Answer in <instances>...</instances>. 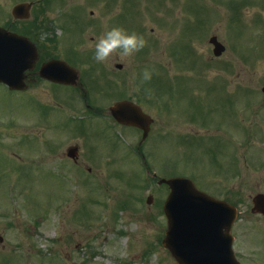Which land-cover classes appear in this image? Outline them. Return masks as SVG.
<instances>
[{
    "label": "rangeland",
    "instance_id": "obj_1",
    "mask_svg": "<svg viewBox=\"0 0 264 264\" xmlns=\"http://www.w3.org/2000/svg\"><path fill=\"white\" fill-rule=\"evenodd\" d=\"M71 1L56 2L63 8L50 16L72 10V5L65 6ZM93 1L92 8L117 18L107 30L119 26L144 38L145 46L132 56L122 59L116 53L124 67L111 74L122 82L120 98L136 90L148 94L151 83L156 104L145 99V106L155 125L137 151L141 132L134 128L107 123L91 128L89 122L76 121L79 117L71 120L69 109L44 105L64 101V106H79L73 114L81 115V103L68 97L70 88L59 86L57 93L47 95L41 91L52 90L49 84L39 83L28 96L0 84V264H178L162 243L168 188L157 180L179 170L202 189L214 190L213 195L240 203L243 219L235 225L236 244L241 253H252L246 248L251 225L264 245L263 218L251 210L253 196L264 189V3ZM52 19L47 36L61 37L59 21ZM66 26L71 34L65 30L64 38L80 37L78 22ZM213 34L227 46L221 58L213 56ZM145 71L150 79H144ZM109 88L110 105L117 95ZM198 110L206 125L183 121ZM170 119L172 130L166 126ZM217 124L224 128L211 135ZM195 126L200 139L183 142ZM76 130L92 144L94 157H87L88 146ZM53 140H61L56 148L63 158L64 148L80 141L86 168L62 160L60 164L72 169L61 173L57 159L48 153ZM227 162H234L236 194H228V188L216 192V183L223 179L216 171L225 169ZM168 165L177 171L167 172ZM149 171L158 178L153 180ZM148 195L154 197L151 203ZM252 255L264 264L261 254Z\"/></svg>",
    "mask_w": 264,
    "mask_h": 264
},
{
    "label": "flooded vegetation",
    "instance_id": "obj_2",
    "mask_svg": "<svg viewBox=\"0 0 264 264\" xmlns=\"http://www.w3.org/2000/svg\"><path fill=\"white\" fill-rule=\"evenodd\" d=\"M51 2H53L55 5H50ZM56 2H59V0H0V26L5 27L18 34L29 37L36 44V47L38 49V59L36 62V66L26 72V87L21 92L30 96V94L33 93L31 91V88L39 83L49 84L48 86L52 90L41 91V94L47 95L55 94V89H58L57 87L59 86L70 88V91H68V97L77 103H81L79 112V114L81 115L77 116L73 114L78 110L79 106H68L66 103L64 106V101H60L58 104H43L48 105L53 109H69L71 113H69L68 110L66 111L71 120L73 118L74 120H76L77 117H79L80 119L76 121H79V123H81L82 125H86L89 122L90 125H92L91 128H97L96 125L98 124H101L100 126H103L104 123L113 124L119 127L120 124L118 123L116 117L112 114L111 104L126 98H120V94L123 93V85L121 80H119L120 78L118 76L113 77L111 73H116L117 71L122 70L124 64L118 60V54H113L105 62H97L94 59V45L97 39L100 37V34L104 33L107 30V26L110 22H118L117 18L110 16L108 17L104 15L105 12H101L100 10H95L94 8H92V6L95 5L93 4V0H72L65 5L67 7L72 5L71 11H64V13H56L50 16L51 11H55L56 9V11L59 12L63 8L61 6H58V3ZM113 14L118 15L119 12H115ZM52 18H55L59 21L58 24L62 26L63 34H65V30L69 32V29L66 26L69 21L78 22L81 25L80 37H77V39L73 38L69 41L64 38V35L61 36L62 38L55 35L53 37H48L47 33L51 30V28L45 25L51 24L53 21ZM69 34H71V32H69ZM62 45H65L66 47L63 49ZM53 59H59L70 66H62V68L59 69V72L69 73L70 80H74L73 85H66L65 83L53 81L52 79L41 74V67L45 63ZM109 84H112L111 89L109 88ZM108 88L112 94L115 92V95H120L117 96V99L114 100L110 105L107 103ZM134 94H136V91L129 95L127 99H134ZM149 99L151 102V97H149ZM183 121H190L191 125H195L196 123H198L199 125H206L204 121H201L199 110L198 112H195L190 118H186ZM79 123H76L75 126ZM172 123L173 120L171 119L169 123H166L168 130L173 129L174 126L172 125ZM152 125H155V121ZM221 126H223V124H217L213 127L215 130H219ZM194 128H196V130L194 132H189V136L187 135L190 138L186 137L184 141H190L191 139L194 140L195 138L200 139L198 127L195 126ZM76 133L79 136H82L81 142H85V144L88 146V150L86 152L87 157L88 153L89 155H92V151L90 149V146H92V144L86 143L87 139L83 138L85 136L84 134H82L78 130H76ZM179 135L182 136L183 134L180 132ZM196 135H199V137H196ZM55 140H53V145H46L47 148L53 146V148L50 149L48 153H51L49 154L51 158L57 159L54 162L61 163L62 160L63 162L65 160L74 165V168H86V166L83 165V163H86V159L84 157H81L83 149L80 141L79 143L76 142L74 144L71 143L67 145L66 148H64L65 158H63L59 153L60 149L56 148L57 144L60 143L61 140L59 142ZM92 157H94V155H92ZM47 162H50V160H48ZM60 163L59 166H61L60 168L62 172H66L67 169L72 168L71 166H67L64 163H62L64 165ZM230 163L231 162H227V166L225 169L216 171V177H220L219 175L223 176V179H221L220 182L216 183V188L219 189H217L216 191L218 193L226 188H228V194L237 193L235 180H232L233 173ZM92 167L93 166H90V164L88 165L87 169L89 172L93 170ZM77 169L78 168L74 170L76 171ZM226 177L230 181H224ZM262 217V222L264 224L263 214ZM249 232H252V236L251 238L248 236L250 238V241L246 243V248L249 250L263 249L261 241L256 240L258 236L254 234L255 230L252 228V226ZM0 239L1 241L3 240V237L1 235ZM236 243L237 240L235 242V246L237 248ZM246 260V264H261V261L254 258L253 256H249V258H247Z\"/></svg>",
    "mask_w": 264,
    "mask_h": 264
},
{
    "label": "water",
    "instance_id": "obj_3",
    "mask_svg": "<svg viewBox=\"0 0 264 264\" xmlns=\"http://www.w3.org/2000/svg\"><path fill=\"white\" fill-rule=\"evenodd\" d=\"M212 41L216 44L215 53H221L223 47L217 41ZM36 57L35 46L30 45L24 50L21 37L0 28V81L8 83L12 88H24L25 70L33 67ZM57 63L54 61L46 64L42 74L61 79L54 73L58 68ZM112 110L122 122L142 124L140 126L144 127L147 135L151 120L138 105L120 101ZM163 181L171 187L165 203L169 227L163 243L170 248L178 262L237 264L231 249V237L220 236L221 232L230 233L233 222L232 217L225 215V211L230 209L228 204L198 190L188 178L176 177ZM255 203L259 210L264 211L263 194L255 198ZM221 223L223 229L219 226Z\"/></svg>",
    "mask_w": 264,
    "mask_h": 264
},
{
    "label": "clouds",
    "instance_id": "obj_4",
    "mask_svg": "<svg viewBox=\"0 0 264 264\" xmlns=\"http://www.w3.org/2000/svg\"><path fill=\"white\" fill-rule=\"evenodd\" d=\"M145 40L135 32H127L125 29L114 26L106 30L94 45V59L97 62H105L113 54L127 58L140 51L145 46ZM151 74L145 71L144 79H150Z\"/></svg>",
    "mask_w": 264,
    "mask_h": 264
}]
</instances>
